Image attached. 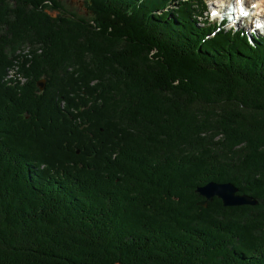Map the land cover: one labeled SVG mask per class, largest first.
I'll return each instance as SVG.
<instances>
[{
	"label": "trees",
	"instance_id": "16d2710c",
	"mask_svg": "<svg viewBox=\"0 0 264 264\" xmlns=\"http://www.w3.org/2000/svg\"><path fill=\"white\" fill-rule=\"evenodd\" d=\"M84 3L0 0V264H264V36Z\"/></svg>",
	"mask_w": 264,
	"mask_h": 264
},
{
	"label": "water",
	"instance_id": "95a60500",
	"mask_svg": "<svg viewBox=\"0 0 264 264\" xmlns=\"http://www.w3.org/2000/svg\"><path fill=\"white\" fill-rule=\"evenodd\" d=\"M41 88H44L46 85V80L38 82ZM239 186L232 182H215L208 181V183L197 186L198 193L204 197V200L200 201V205L207 207L208 201L213 200L215 197L222 199V203L225 206H234V205H257L258 200L253 197L252 194L248 193H239Z\"/></svg>",
	"mask_w": 264,
	"mask_h": 264
},
{
	"label": "rangeland",
	"instance_id": "374dc122",
	"mask_svg": "<svg viewBox=\"0 0 264 264\" xmlns=\"http://www.w3.org/2000/svg\"><path fill=\"white\" fill-rule=\"evenodd\" d=\"M208 1V8H207V11L205 12L206 14L208 13V19L210 22H213V16H212V11L213 9L215 8H218L221 4H223L224 2H226L227 0H207ZM246 1V0H245ZM254 0H248V4H250L251 7H254ZM62 2H65V6L69 8V10L71 11H79V12H82V13H87L88 12V9L85 7V3H84V0H62ZM230 6H237V3H241V0H230ZM219 5V6H218ZM250 7V8H251ZM264 10V6H262L261 9H257V10H249L250 13H252V17L249 18V19H246V17L244 18H241L240 20V23L237 24V25H234L233 27L235 28H240V27H244L246 30H248V32L250 33V28L248 27V24H250L251 20L254 22L256 20H258L259 18H262V16L264 15L261 14V11ZM214 13V12H213ZM211 14V15H210ZM231 22L229 23H226L224 25V27H231L230 25ZM260 30L258 29V32ZM261 33V32H259Z\"/></svg>",
	"mask_w": 264,
	"mask_h": 264
},
{
	"label": "bare ground",
	"instance_id": "6f19581e",
	"mask_svg": "<svg viewBox=\"0 0 264 264\" xmlns=\"http://www.w3.org/2000/svg\"><path fill=\"white\" fill-rule=\"evenodd\" d=\"M253 2H254V5H255L254 7H251L250 4H248V0L243 1V4H245V5L248 4L249 6L246 5V8L250 9V10H254V11L257 10V9H261L262 6H264V0H254ZM230 3H231L230 0H227L226 2L221 4L220 6L218 5L219 7L216 9L217 12L218 11L222 12L225 17L229 16L230 13L227 12V10H229V8H230ZM263 13H264V10L261 11V14H263ZM233 16H234V14H233ZM245 16H246V14L243 13L241 15V17L239 18L238 23H240L241 18H244ZM259 20L262 21V23H263L262 27H264V15L262 16V18H259ZM250 26L252 27V25H250Z\"/></svg>",
	"mask_w": 264,
	"mask_h": 264
}]
</instances>
